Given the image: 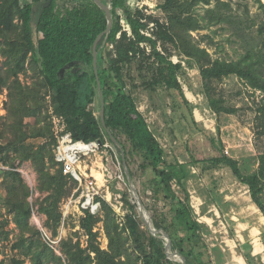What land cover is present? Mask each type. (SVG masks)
Here are the masks:
<instances>
[{
  "label": "trees",
  "instance_id": "trees-1",
  "mask_svg": "<svg viewBox=\"0 0 264 264\" xmlns=\"http://www.w3.org/2000/svg\"><path fill=\"white\" fill-rule=\"evenodd\" d=\"M130 1L104 0L115 19L111 32L98 44V74L105 98L106 126L123 145L133 179L132 160L136 156L141 158V170H151L165 192L164 198L171 201V212L185 234L171 235L165 217L155 216V227L170 233L172 249L180 252L187 264H205L202 259V249L207 248L203 237L205 227L193 218L186 183L191 172L187 168L189 164L174 157L161 167L157 165L168 155L138 109L134 94L138 90L180 94L182 108L169 116L174 141L177 134L186 140L188 132L194 133L191 124L197 125L194 106L185 96L181 80L187 69L182 61L174 63V52L186 58L189 67H198L203 88L214 80L236 76L247 87L264 95V17L257 31L262 38L261 49L246 53L238 61H227L213 59L206 49L192 41L191 32L203 28L194 16L195 7L209 5L210 0H164L161 9L166 22L146 15ZM216 4L206 10L202 22L208 25L226 22L222 10L232 11L231 5L221 0ZM261 8L264 13V6ZM122 19L129 25L131 35L125 31ZM107 26L106 13L94 0H0V37L4 38L2 54L6 58V68L0 71V87L8 91L7 115L0 126V161L11 166L17 161L32 164L38 177L37 190L43 196L38 212L46 216V226L54 238L58 237L63 220L61 204L73 195L78 182L64 175L63 166L55 159L57 138L53 118L61 119L64 132H69L76 142L101 141V147L109 142L99 115L101 103L93 66V44ZM145 31L151 36L145 35ZM110 46L113 48L108 51ZM71 63L75 65L62 77L61 69ZM75 67L77 71L73 72ZM28 70L35 76L31 84L21 80ZM209 106L218 113L223 110L215 99H210ZM259 114L260 135L264 136V105L259 108ZM32 140L41 142L32 143ZM191 158L190 166H201L203 170L229 167L236 178L249 186L253 202L264 215V204L259 198L264 153L260 155L258 171L251 175H244L238 161L224 154L208 160H196L194 155ZM0 183L6 190L5 209L20 230L14 248L30 258L32 264H176L168 259L162 241L143 229L132 211L120 222L111 205L100 197L96 198L101 204L99 215L86 210L80 219V232L87 236L85 243L79 233H74L59 242V256L42 240L41 231L30 224L31 190L22 175L6 172ZM173 183L182 189L185 198L175 192ZM100 223L108 240L106 249L102 247L100 232L96 231ZM246 248L242 256L247 264H256L251 247ZM14 262L21 264L18 260Z\"/></svg>",
  "mask_w": 264,
  "mask_h": 264
},
{
  "label": "rangeland",
  "instance_id": "rangeland-1",
  "mask_svg": "<svg viewBox=\"0 0 264 264\" xmlns=\"http://www.w3.org/2000/svg\"><path fill=\"white\" fill-rule=\"evenodd\" d=\"M163 2L164 0L130 1L132 6L142 9L146 15H153L162 22H166L167 19L161 9ZM221 2L229 3L232 11L222 10V15L227 20L220 24L208 25L207 22H202L206 10L216 7L217 0H210L209 5L199 4L195 7L194 16L201 21L203 28L191 32L193 43L206 49L213 59L227 61H238L246 53L261 49L262 38L257 31L258 24L264 17L261 8L264 2L262 0H221ZM121 22L126 26L125 20L122 19ZM16 23H18L17 20ZM3 42L4 38L0 37V71L6 68V58L2 54ZM112 48L110 46L107 50ZM172 60L174 63L182 61L187 69V75L181 80L185 96L194 106L193 114L197 125L191 124L195 134L188 132L184 140L176 133L178 138L174 141L173 123L170 122L169 116L182 108L180 94L177 91H161L157 94L138 90L134 94L138 109L146 117L168 155L164 160L158 161L157 165L161 167L165 161L167 163L173 161L174 157H177L181 163L189 164L187 168L191 172L186 183L193 218L205 227L203 237L207 248L202 249V259L205 264H238V257L247 250L246 246H250L252 254L256 255L255 263L264 264V215L253 202L249 186L236 178L229 167L219 166L216 169L203 170L201 166H190L192 155L196 160H208L224 154L238 161L244 175L257 172L260 167V155L264 153V136L260 135L259 125L261 117L259 108L264 105V95L247 87L236 76L214 80L203 88L197 66L189 67L188 60L182 59L176 52ZM34 79L32 70L21 75V80L25 84H31ZM210 99L221 103L223 110L220 113L209 108ZM7 102L8 91L0 87V126L3 117L7 115ZM227 108L233 112L229 113L228 110L226 111ZM32 123H35V120H32ZM31 142L41 141L32 140ZM226 151H228L227 154ZM118 154L117 148L111 142H107L104 147L100 146L96 153L82 158L81 169L88 172L93 170L94 176L98 177L96 178L100 188L97 197L111 205L120 222H123L127 213L132 211L143 225V229L147 230L141 211L130 191ZM132 161V170L135 173L134 183L152 219L155 216L156 218L165 217L171 235L183 237L185 232L182 225L175 220L171 212L172 203L164 198L165 192L161 190L162 186H159L150 169L143 171L139 168L141 163L139 156ZM16 165L20 169L24 166L25 171L31 172L28 179L25 175H21L31 190L28 199L33 209L30 224L41 231L42 240L59 256L61 255L59 242L62 239L79 233L78 236L85 243L86 238L80 232L79 225L86 198H83L81 190H78L79 185L73 195L61 204L62 215L64 212L67 216L62 220L58 237L54 238L46 226V216L38 212V204L43 196L37 190L38 177L32 164L30 162L20 164L17 161L13 166H9ZM102 168H107L109 171L106 175L108 183L106 182L105 185L100 170ZM261 188L259 198L264 204V179L261 181ZM173 189L180 197L185 198L184 192L177 183H173ZM5 198L6 190L0 183V264H14L15 260L20 261L21 264H32L30 258L14 248L20 230L5 209ZM175 221L177 224L173 226L172 223ZM96 231L100 232L102 247L106 249L108 240L103 223L97 226ZM167 233L171 238L170 233ZM230 247L232 255L228 252Z\"/></svg>",
  "mask_w": 264,
  "mask_h": 264
},
{
  "label": "built area",
  "instance_id": "built-area-1",
  "mask_svg": "<svg viewBox=\"0 0 264 264\" xmlns=\"http://www.w3.org/2000/svg\"><path fill=\"white\" fill-rule=\"evenodd\" d=\"M262 2H264V0H262ZM126 26L123 25L125 31L131 35V30L127 23ZM152 26L153 25H151V27ZM143 33L147 36H151L149 31H145ZM47 99H49V97H47ZM50 113H52V111H50ZM53 123L55 136L57 138V145L54 147L55 159L63 166L64 175L71 176L78 182V190H81L83 198H86L85 205L83 206V212L86 210H91L90 212L93 215H97L101 210V204L96 201L97 195L99 194L98 190L100 189L98 186V179L94 176L93 170H90L89 172L82 171L80 164L83 157L92 153H96L101 145L98 142H92L89 144L82 141L76 142L72 139V136L69 132H64V126L62 125L61 119L54 117ZM227 153L228 151H226V154ZM22 168L20 169L17 165L15 167H11L0 161V182L3 179V174L9 171H16L25 175L28 179L29 175H31V172L25 171L24 166ZM100 170L102 171L105 185L107 182L106 178L108 177H106V175H108L109 171L107 168H102ZM66 216V213L63 212V220L66 218ZM82 216H84V213ZM38 227H41V225H38ZM44 233L47 235L46 232ZM85 238L87 239V236H85Z\"/></svg>",
  "mask_w": 264,
  "mask_h": 264
},
{
  "label": "water",
  "instance_id": "water-1",
  "mask_svg": "<svg viewBox=\"0 0 264 264\" xmlns=\"http://www.w3.org/2000/svg\"><path fill=\"white\" fill-rule=\"evenodd\" d=\"M95 3L104 10L106 13L107 19H108V26L104 32H102L98 37L96 38L94 44H93V66H94V71L96 74V80H97V86H98V92H99V97H100V103H101V109H100V119L101 123L103 125V128L105 130V133L107 135V138L109 142H111L119 151L120 153V159L122 162V167L125 173V176L128 180V185L130 187V191L135 199L136 204L138 205L141 215L144 219L145 222V227L149 233H151L153 236L157 237L160 239L163 243V249L168 257L169 260L173 261L174 263L177 262V264H187L185 258L182 256V254L178 251H174L172 249V241L167 233V231L163 228H157L155 227L153 223V219L147 210L146 206L144 205L137 187L134 183V180L131 175L130 168L128 167L127 161H126V154L123 148V145L117 138L113 136L111 131L107 128L106 122H105V98L102 90V84L100 81V77L98 74V44L101 41V39L104 37V35L109 34L114 26L115 19L113 17V14L111 12V9L102 1V0H94ZM75 63H71L66 65L63 69L60 71V75L63 77L68 69H70L72 66H74ZM77 71V67L73 69V72ZM101 145V141L98 142Z\"/></svg>",
  "mask_w": 264,
  "mask_h": 264
},
{
  "label": "crops",
  "instance_id": "crops-1",
  "mask_svg": "<svg viewBox=\"0 0 264 264\" xmlns=\"http://www.w3.org/2000/svg\"><path fill=\"white\" fill-rule=\"evenodd\" d=\"M94 174V173H93ZM97 177V176H96ZM98 178V177H97ZM255 231H257V230H255ZM259 233V232H258ZM228 252H230V254L232 255L233 254V252H232V248L230 247L229 249H228ZM227 252V253H228ZM257 252V251H256ZM254 257H256V255H254V254H252ZM239 260H238V264H247V262H246V260H245V258L241 255H239ZM257 259V258H256Z\"/></svg>",
  "mask_w": 264,
  "mask_h": 264
},
{
  "label": "flooded vegetation",
  "instance_id": "flooded-vegetation-1",
  "mask_svg": "<svg viewBox=\"0 0 264 264\" xmlns=\"http://www.w3.org/2000/svg\"><path fill=\"white\" fill-rule=\"evenodd\" d=\"M102 1L104 2V0H102ZM29 2H31V1H29ZM37 8H38V7H36V10H37Z\"/></svg>",
  "mask_w": 264,
  "mask_h": 264
},
{
  "label": "bare ground",
  "instance_id": "bare-ground-1",
  "mask_svg": "<svg viewBox=\"0 0 264 264\" xmlns=\"http://www.w3.org/2000/svg\"><path fill=\"white\" fill-rule=\"evenodd\" d=\"M69 150V149H68Z\"/></svg>",
  "mask_w": 264,
  "mask_h": 264
}]
</instances>
